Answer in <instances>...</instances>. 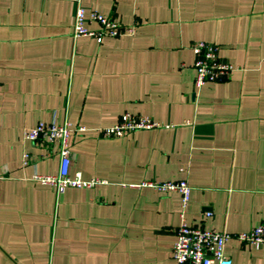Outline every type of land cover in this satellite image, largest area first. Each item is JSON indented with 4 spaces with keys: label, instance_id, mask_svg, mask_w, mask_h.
Here are the masks:
<instances>
[{
    "label": "crops",
    "instance_id": "0c3cea01",
    "mask_svg": "<svg viewBox=\"0 0 264 264\" xmlns=\"http://www.w3.org/2000/svg\"><path fill=\"white\" fill-rule=\"evenodd\" d=\"M78 3L134 34L71 37ZM198 40L235 67L227 79L193 86ZM125 112L160 126L98 133ZM51 120L84 128L68 137V174L102 182L32 180L59 157L39 158L22 131ZM0 173V264H174L179 195L144 180L185 178L190 225H264V0H0ZM223 252L264 264V242Z\"/></svg>",
    "mask_w": 264,
    "mask_h": 264
},
{
    "label": "built area",
    "instance_id": "2783aa9c",
    "mask_svg": "<svg viewBox=\"0 0 264 264\" xmlns=\"http://www.w3.org/2000/svg\"><path fill=\"white\" fill-rule=\"evenodd\" d=\"M96 24L95 29L87 23ZM135 32V24L122 25L113 17L79 3L71 15V37L88 36L96 42L103 37L131 36ZM190 48L193 52L192 67L195 71L193 86L199 88L206 82L223 81L235 69L233 65L218 56V46L206 41H194ZM160 123L148 116L132 113H122L112 125L98 128L103 137H119L127 132L138 129L159 127ZM80 125L68 121L57 123L54 120L37 122L34 126L22 131V138L44 149L39 158L57 154L59 164L55 174H34L32 180L51 186L55 192L64 187H91L102 181L98 179H83L78 172L68 174L69 150L68 137L70 134L82 131ZM30 160L27 153H22L21 165ZM2 174L0 173V177ZM140 186L150 187L157 192H176L179 195L177 208L178 224L174 230L175 239L170 248L174 264H230V259L223 252L224 243L234 238L248 244L264 242V225L259 224L248 231L228 233L215 229H206L201 226L190 225L185 220L186 208L189 201L191 187L185 178L168 181L144 180Z\"/></svg>",
    "mask_w": 264,
    "mask_h": 264
}]
</instances>
